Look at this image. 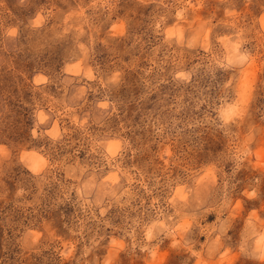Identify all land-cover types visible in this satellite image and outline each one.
<instances>
[{
	"label": "rangeland",
	"instance_id": "374dc122",
	"mask_svg": "<svg viewBox=\"0 0 264 264\" xmlns=\"http://www.w3.org/2000/svg\"><path fill=\"white\" fill-rule=\"evenodd\" d=\"M43 2L4 0L0 4V107L9 120L5 138L18 154L22 170L28 172V177L17 174L19 182L9 179L0 186L4 197L0 199V255L5 257L0 264H67L74 254L67 229L78 230L85 212L97 219L83 227L89 234L97 229L102 234L105 225L119 226L127 217L125 204L131 208L150 203L157 181L173 179L180 169L171 158L186 150L188 124L198 128L213 109H218L221 119L231 120L249 106L254 110L258 103L264 104L261 0L148 4L132 15L130 25L123 20L111 24L110 46L103 43V31H89L94 20L87 19L89 12L83 9L82 23H73L79 20L75 13L64 12V26L55 28L48 21L51 30L27 49L2 41L13 29L27 39L25 26L30 20L39 23L37 13ZM84 36L89 42L77 48ZM94 37H98L95 42ZM111 68L122 75L113 74L110 86H95ZM30 127L39 133L35 140L28 134ZM98 144L111 157L99 168L92 158ZM250 150L253 168L264 163L261 141L251 131L240 146V159ZM105 185L111 186L112 193H106ZM20 187H25L26 195L17 198ZM175 197L183 200V190L178 188ZM81 198L94 211L81 209ZM58 200L63 204L58 205ZM105 201L112 203L107 213L101 211ZM244 212L240 249L247 255L251 244L250 254L264 260V231L258 227L264 212L244 209L236 201L230 219H239ZM218 216L214 208L200 216L199 245L184 241V248L192 249L188 264H206L200 248L211 257L207 264H236L237 257L227 249L215 255L220 235L229 226L225 221L218 228ZM185 225L178 224L177 231ZM145 229L150 232L154 225ZM216 231L220 235L212 239ZM21 237H31L37 244L31 255L24 253ZM65 244L62 257L56 249L65 252ZM119 245L109 236L108 248L101 252ZM187 254L177 253L173 264ZM168 256L167 251L159 254L160 260Z\"/></svg>",
	"mask_w": 264,
	"mask_h": 264
},
{
	"label": "clouds",
	"instance_id": "9594fccd",
	"mask_svg": "<svg viewBox=\"0 0 264 264\" xmlns=\"http://www.w3.org/2000/svg\"><path fill=\"white\" fill-rule=\"evenodd\" d=\"M3 2L4 0H0V4ZM24 2L25 0H19L20 4ZM247 2L251 3L252 0ZM261 3H264V0H261ZM148 4L167 7L165 0H44L37 13L39 23L30 20L25 26L29 32L27 39L13 29L11 33L3 35L2 41L19 45L21 50L27 49L39 44L38 37L51 30L48 21H51L55 28H62L64 21L61 17L64 12L70 15L75 13L79 20L74 19L73 23H82L86 19L80 11L83 9L89 12L87 19L94 20L89 31L93 34L98 29L103 31L105 35L103 43L110 46L113 42L111 24L123 20L126 25H130L132 15L140 11L142 7H147ZM61 5L64 6L63 9ZM96 40L98 37H94V42ZM86 42H89V38L84 36L76 47H82ZM56 71L59 72L60 69L57 68ZM113 74L121 76L122 72L117 68L108 69L102 81L95 86L99 87L100 84L104 87L110 86L113 83ZM5 112L6 109L0 107V186H4L5 181L9 179L13 183L19 182L16 180L17 174L28 177V172L22 170L23 165L19 163L18 154H14L12 144L5 138L9 123ZM213 112L217 114L213 115ZM187 127L190 131L184 134L186 150L179 156L174 155L171 158L174 166L180 169L173 179L168 180L164 177L163 182L157 181L156 195L150 203H138L131 208L125 204L127 217L119 226L105 225L102 234L99 229L89 234V229L83 227L89 220L97 219L85 212L78 230L67 229L74 252L67 264H125V261L127 264H173L175 255L184 251L188 254L180 256L178 264H188L192 249H185L184 241H191L193 246L200 244L199 219L201 215L208 212L209 208L219 210L218 228L225 221L229 225L223 235H220L219 231L212 234V239L220 235L221 240V246L215 255L218 257L227 249L230 255L237 257L236 264H264V260L250 254L251 244L247 255L240 249V233L247 213H242L240 218L235 220L230 219L229 216L231 207L236 201H240L244 209L251 208L264 212V163L253 168L254 151L251 150L244 159H240L238 155L244 137L249 131L261 141V148L264 149V104L258 103L254 110L249 106L243 115L231 120L221 119L218 109H213L209 112L208 119L203 120L198 128H194L191 124ZM28 134L33 140L39 135L37 129L31 127ZM4 149H7L6 153L3 152ZM94 151L95 155L92 158L98 160V168L104 160L111 159L102 144H98ZM13 161H15V167H13ZM202 177L206 178L202 179ZM29 179L31 180V177ZM178 188L184 192L183 200L175 197ZM104 189L106 193H112L111 186L105 185ZM15 195L17 198L26 195L25 187L18 188ZM150 197L151 194L146 199ZM3 198L0 196V199ZM57 203L63 204V201L58 200ZM78 203L81 209L87 207L90 211H94L86 199L81 198ZM104 204L105 207L101 211L107 213L112 203L105 201ZM96 207H99L98 203ZM56 210L59 211V209ZM66 217L65 213L64 224H67ZM207 219L211 220V215H208ZM181 222H186L185 228L177 231L176 226ZM145 225H154V229L150 232L146 231ZM258 227L264 231V219L259 221ZM108 228H111V232L107 230ZM109 236L115 237L120 245L102 253V248H108ZM61 243L65 242L61 241ZM21 246L24 253L29 255L37 249V244L31 241V237H21ZM67 247L68 245L65 244V252H60L59 247L56 251L65 257ZM198 250L203 253L207 264L211 260L207 249ZM163 251H167L169 256L160 260L159 254ZM4 259L5 257L0 255V261Z\"/></svg>",
	"mask_w": 264,
	"mask_h": 264
}]
</instances>
